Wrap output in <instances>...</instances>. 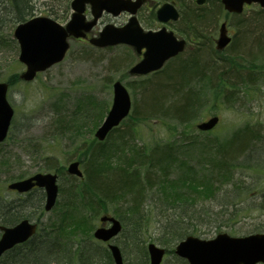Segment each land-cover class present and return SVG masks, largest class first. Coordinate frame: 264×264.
<instances>
[{
    "label": "rangeland",
    "instance_id": "obj_1",
    "mask_svg": "<svg viewBox=\"0 0 264 264\" xmlns=\"http://www.w3.org/2000/svg\"><path fill=\"white\" fill-rule=\"evenodd\" d=\"M70 1L31 0L27 3L28 10L31 12L27 18L39 15L48 16L65 25L72 13L69 7ZM163 1L165 0H150L143 11L139 12L142 28L155 30L162 25L153 15L161 7ZM215 1L219 3V0ZM174 2L178 6L181 17L177 23L165 26L176 32L177 35H180L177 33L179 29H182L183 26L186 27L184 24L187 17L185 13L211 12L210 4H213L207 1V3L198 6L194 0H174ZM254 7L255 10L253 7L248 11L245 9L243 14L235 17L227 16L223 9L210 13L214 16L213 28L216 26L210 39L211 47L215 48L214 40L218 37L220 24L225 21L227 32L233 37V42L235 41V44L231 43L225 53L229 55V53L234 54V51L235 54L236 51H241L244 54H240L241 56L247 58L252 56L253 79L251 82L236 83L233 90L226 89V87L216 92L208 90L207 87L206 91L200 90V97L204 105L200 110H197V115L192 120L183 122V124L162 115L137 121L135 126H132L135 130L130 136L124 140L113 142L122 144V148L118 149V152L113 150L116 144L112 148L107 145L106 158L111 157V161L117 163L114 161L118 155H124L122 150L126 154L131 151H142V154H147L153 146L162 147L165 145L169 146L172 152L175 151V155L185 157L192 165L205 166L208 161L207 155L216 152V149H222L223 143L229 141L233 136L236 141L239 136L244 138L242 141L251 138V140L253 139V141L250 140L251 144L255 145V149L258 147L264 149V56L258 57L247 43L241 47L236 45L240 37L239 31L236 29L237 17L246 19L253 16L258 10V6ZM127 17L125 13L118 17L103 14L96 29L102 28L104 24L123 25L127 21ZM256 22L254 28L250 26V29L262 32L258 21ZM260 23L261 26L264 25V23ZM6 25L4 23L3 26H0V82L10 83L7 100L13 108L14 115L8 137L0 144V198L10 201L16 199V194L8 192L6 186L10 182L42 172L56 173L59 189L65 191L67 184L70 183L65 168L73 160L80 162V168H83L84 160L88 156V153L84 155L83 151L96 142L93 140L95 128L104 119L102 115L97 126L92 128L91 123L95 122L97 116L93 117L91 121V106L95 104L99 108H106L107 111L113 96L112 83L115 80H120L127 87L131 96L133 111L137 109L138 116L149 114L143 104L151 96L149 94L150 85L157 77H152V75L133 77L127 73V70L136 63L130 49L125 51L120 46L98 50L91 48L85 42L71 41L70 49L62 62L49 68L48 71L38 74L33 81L27 83L19 81L16 77L24 70V67L18 62L19 47L16 42L12 41L14 27L8 23ZM262 29L264 30V27ZM235 46L236 49H234ZM246 61H243L244 66L248 65L245 63ZM129 83L133 85L132 89L129 88ZM194 90L197 89L192 88V91ZM160 112L164 111L160 110ZM215 115L219 117L215 129L205 133L197 129L199 123L205 122ZM126 122L127 125L131 123L128 120ZM118 128L123 131L127 129L123 124ZM242 159L243 157L238 159L236 166L239 167ZM50 163L54 165L55 169L49 168ZM251 163L254 164L255 161ZM241 166L232 171L233 179L224 186L228 193L234 184L238 188H244L240 201L228 204L225 202L223 206L213 207L212 210L219 216L220 213L227 212L231 216V220L224 225L220 224L217 231L212 229L209 232L204 231L207 234L202 232L199 235L201 238L210 239L220 232L229 233L235 237H243L253 234V232L264 233V206L262 208L259 205L260 192L264 190V168L248 169L245 163H242ZM57 197V205L53 212L45 213L41 218L42 225L48 224L51 218L60 223L66 214L72 216L71 213L79 212L80 216L85 218L91 215V209H86L81 206V203L74 202L67 193L65 195L58 193ZM68 203L73 205V211H69L65 207ZM108 215L114 216L111 211L108 212ZM221 217L224 218V215L222 214ZM89 218L93 225V231L100 224L92 217ZM70 222L71 220L68 218L65 227L73 233L75 230L70 228ZM76 235L79 238H85L81 233H76ZM121 240L122 238L119 236L114 240V243L122 251L123 241ZM157 246L161 247L158 243ZM130 250L127 253L125 251L122 253L125 264L135 258V254L132 252L133 248Z\"/></svg>",
    "mask_w": 264,
    "mask_h": 264
},
{
    "label": "trees",
    "instance_id": "obj_2",
    "mask_svg": "<svg viewBox=\"0 0 264 264\" xmlns=\"http://www.w3.org/2000/svg\"><path fill=\"white\" fill-rule=\"evenodd\" d=\"M216 7L218 11L221 10L220 4ZM255 12L256 16L250 19V22L247 23L248 26H252V22L256 17L262 15L263 10L258 9ZM210 13L208 11L192 13L190 14L191 23L186 19L185 23L195 27L196 30H209L214 20V16ZM260 22L264 23L258 19V23L261 25ZM236 24H245V17H238ZM260 29L263 30L262 26ZM209 45L211 46L210 42ZM198 60L194 56L186 59L179 56L171 60L158 73L152 74L157 78L151 82L149 93L151 96L143 104L149 114L138 116L137 109H134L131 113L132 117L127 119L131 123L128 125L126 121L122 123L127 128L125 131L117 127L108 135L106 142L96 141L83 151L84 155L88 153L83 164L84 180L70 178L71 181L67 184L65 193L74 202L81 203V206L86 209H91L92 216L81 217L77 212V214L71 213L72 216L66 214L60 223L58 221L48 223L47 227L41 228L38 242L28 243L24 252L8 253L2 257L0 264H26L29 252L35 249L42 240L49 243L48 264H99L103 258L109 260L107 249L91 239L93 225L89 217L96 220L99 214H108L110 211L119 218L124 226L120 235V238L123 239L122 253L123 251L127 253L130 248H133L136 264H148L145 247V243L148 241L156 242L167 249L169 258H167L166 264H186L184 260L173 254V248L177 241L188 235H199L202 232L207 234L204 231L209 232L212 229L217 231L220 224L224 225L231 220V216L227 212L222 213L223 218L221 213L219 216L212 210L213 207L223 206L225 202L228 204L240 201L244 188H238L234 184L228 193L224 187L229 180L233 179L232 171L242 167V163H245L248 169L264 168L263 148L258 150L260 156L254 164L246 157L242 159L239 167L236 166L235 160H230L231 157H234L233 155L241 151L242 147L249 146L253 139L249 138L248 145L242 141L243 137L239 136L236 141L233 136L222 145L224 158L216 156L218 150L216 149V152L207 155L208 161L205 166L192 165L185 157L175 155V151L172 152L171 148L165 145L162 147L155 145L147 154H142V151H131L126 154L121 149L124 155H118L114 161L117 163H113L111 157H105L107 145L112 148L116 144L113 143L114 141L127 138L129 132L132 134L135 130L132 126H135V123L141 119L162 115L171 120L175 119L181 124L192 120L197 115V111L191 113L192 106L188 103L190 97L185 94L183 87L187 86L190 92L192 88L197 89L191 93L197 96L196 99L200 104L199 110L204 105L200 97V90L206 91L207 87L208 90L216 92L225 87L229 88L230 80L219 78L216 82L206 78L207 81L201 83L200 86L192 85L189 78L192 71H197ZM131 88H133L132 85ZM160 110L164 112H160ZM158 112L160 114H157ZM102 115L103 113L97 116L95 122L91 123L92 128L97 126ZM120 148H122V144L118 143L113 150L118 152ZM135 163L141 165L140 172H135L132 168V164ZM259 198L261 199L259 205L263 208L264 190L260 192ZM25 201L17 199L16 203ZM41 202L42 198L34 206V209L39 212L42 211ZM65 207L69 211L74 210L72 204L68 203ZM112 207L113 209L110 210ZM8 210L10 212L8 221L11 223L27 214L24 209L17 210L8 207ZM0 215L2 214L0 213ZM1 217V221L8 222L7 219ZM68 218L71 220L70 228L75 230L74 234L65 227ZM76 233H81L85 238L77 237Z\"/></svg>",
    "mask_w": 264,
    "mask_h": 264
},
{
    "label": "water",
    "instance_id": "obj_3",
    "mask_svg": "<svg viewBox=\"0 0 264 264\" xmlns=\"http://www.w3.org/2000/svg\"><path fill=\"white\" fill-rule=\"evenodd\" d=\"M130 0H74L71 3L72 9L76 11L72 15L69 24L62 28L54 21L48 18H35L24 24L18 25L14 30V38L20 45L19 60L27 66V71L20 75L23 80H31L38 71H43L54 63H58L65 56L69 45L66 42L68 34L75 37H84L81 30H89L96 23V18L101 15V11L106 9L114 15L123 10L134 14L140 5V1L130 3ZM204 0H197V4L203 3ZM259 3L264 8V0H221L224 9L228 13L240 14L243 4ZM85 3L91 4L93 21L85 24L81 13ZM159 21L166 23L169 20L176 21L178 14L174 7L168 3L164 4L156 12ZM219 38L216 40V48L222 51L230 41L226 35V24L222 23L219 29ZM93 45L103 48L104 46H113L114 44H127L132 46L138 52L145 48L143 59L129 70L132 75H147L149 72L157 71L169 58L174 57L184 51V40H177L173 33L166 31L165 28L157 32H143L137 19L132 17L123 27L117 28L113 25L106 26L97 39L89 40ZM6 84H0V141L6 136L7 128L10 124L13 111L11 110L6 95ZM113 101L106 119L97 128L94 137L100 141L106 137V134L117 126L124 119L130 110V98L124 86L119 81L113 85ZM217 122V117L211 118L197 127L201 131L212 129ZM79 163L75 162L68 166L67 173L82 177L78 169ZM56 175L36 174L32 178L10 184L12 188L19 193L32 189V186L45 188L46 202L44 208L52 209L58 187L55 184ZM101 222H109L110 228L100 227L93 233L94 239L103 242L111 241L121 230L120 223L114 217H102ZM4 234L0 239V256L7 250L12 241H21L30 234H34L35 225H30L27 221L14 226L12 229H4ZM148 255L150 264H160L164 250L154 244H148ZM113 260L116 264H121L120 249L114 244L108 245ZM174 253L177 257L186 259L188 264H264V234H253L243 238L229 237L225 233L216 236L210 240L198 239L188 236L186 239L177 243Z\"/></svg>",
    "mask_w": 264,
    "mask_h": 264
},
{
    "label": "bare ground",
    "instance_id": "obj_4",
    "mask_svg": "<svg viewBox=\"0 0 264 264\" xmlns=\"http://www.w3.org/2000/svg\"><path fill=\"white\" fill-rule=\"evenodd\" d=\"M26 1L25 0H0V25L3 26L5 23V26H7L6 24L8 23L11 25V27L13 26L14 27L13 32H12L13 35H14V30L16 26L22 24L25 21L26 17L31 14V12L29 13L25 12L29 9V7L27 6V3L31 2V0H26ZM196 1L197 0H194L195 4H196ZM204 1H205L204 3H207V1L208 3H213V4H210L211 13L219 12L216 7L219 3H217L215 0H204ZM201 4L203 5V3ZM192 13H187V14L185 13V16H187L185 19L189 20L190 23L192 19L190 14ZM261 14L262 15H259V16L257 14L258 17L256 18L264 21V13H261ZM41 16L42 15H39L37 17H41ZM255 16H256V12L254 13L253 16H250L245 19V24L236 25V29L239 31L238 33L240 35L236 45L238 47H241V45H245L247 43L248 45H250L251 49L257 53L258 57H262L264 56V30H262V32H259L258 30L254 31L250 29L251 28L250 26L247 25V23L250 22V19ZM256 18L252 22L253 28L255 24L257 23L256 21H258V19ZM184 24L186 27L183 26L181 30L182 31L184 30L183 36L186 38L188 44L186 47L187 48L186 51L182 52L179 55L180 57H182V59H186L191 56L197 57L199 59L198 60L199 64L197 65V68H198L197 71H192L191 77L189 78L191 79L190 83L192 85L200 86L201 83H203L204 81H207L206 78H208L209 80H212L213 82L218 81V78L228 79L230 80L228 86L231 90H233L235 88L236 83L246 82L247 84L251 82V80L253 79L252 78L253 67L251 63V61H253L252 56H250V58H247V57L240 55V54L244 55L241 51H236V54H235L234 50H233L234 54L229 53V55H227L225 53L231 43H233V45L235 44L234 43L235 41L233 42V37L230 38V41L225 45L226 47L223 48L222 51H218L209 45L210 39L212 37L213 32H215L214 30L216 26H214L213 28V25H212L211 28H209V30L207 29L196 30L195 27L188 26V23H185V21H184ZM263 27L264 26H262V28ZM260 28H261V25H260ZM231 48L232 46L230 47V49ZM234 49H236V46ZM244 60H247L245 63H248V65L246 66L243 65ZM183 88H184L185 94L190 97V101L188 103H190L192 106L191 113L193 114V112H196L200 107V104L198 100L196 99L197 96L194 93H191L187 86ZM5 98H7V93L5 95ZM130 135H131V132H129L128 136ZM244 143L248 144L249 143L248 139H246ZM249 144H248L249 146L245 148L242 147L240 149L241 151L236 153V155H233L234 157L233 158L231 157L230 160L233 159V161L235 160L236 163L238 162V159L240 157H243V159L246 157V159L252 160V161L258 160L256 156H260V154L257 151L261 150L262 147L261 148L258 147L255 149L254 144H251V142ZM256 152H257V155H256ZM223 154H224V150L218 149L216 156L224 158ZM50 165H48L50 166L49 167L50 169H55L54 165H52L51 163ZM132 168L134 169L135 172H140L141 165L135 163V164H132ZM47 173L42 172V173H36V174L44 175ZM61 190L59 192L60 195H65V191H61ZM24 209L26 213H30V214L33 213V211L35 210L34 205L32 204L27 205ZM0 213L2 214L0 215L2 216L1 218H5L8 221L10 212L8 210L6 199H3V198H0ZM1 227H3L4 229H12L14 227V222L11 223L10 221L5 222V221L0 220V228ZM120 227H121V230H120V234H121L122 230H124V226L122 223L120 224ZM3 234L4 232L1 229L0 239ZM39 240H40V237L36 235L35 233L30 234L26 238H23V240L21 241L14 240L12 241L13 245H11L8 248L9 253L10 252H24L25 247L28 246V243L30 244V242H34V241L38 242ZM121 241H123V239ZM48 248H49L48 241L42 240L35 247V249L29 252L27 256L26 264H48L47 263L48 261L47 249ZM99 264H116V262L113 259L107 260L103 258L101 259V262ZM121 264H125L124 261H122ZM127 264H136V259L135 258L132 259L131 262Z\"/></svg>",
    "mask_w": 264,
    "mask_h": 264
},
{
    "label": "flooded vegetation",
    "instance_id": "obj_5",
    "mask_svg": "<svg viewBox=\"0 0 264 264\" xmlns=\"http://www.w3.org/2000/svg\"><path fill=\"white\" fill-rule=\"evenodd\" d=\"M150 0H145V4H144V6L146 5V4H148V2H149ZM164 3V2H163Z\"/></svg>",
    "mask_w": 264,
    "mask_h": 264
}]
</instances>
